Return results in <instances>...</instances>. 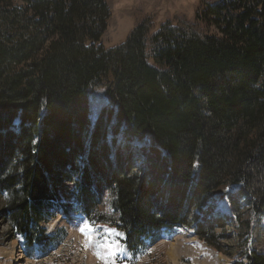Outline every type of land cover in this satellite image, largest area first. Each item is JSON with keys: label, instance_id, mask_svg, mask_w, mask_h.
<instances>
[{"label": "trees", "instance_id": "trees-1", "mask_svg": "<svg viewBox=\"0 0 264 264\" xmlns=\"http://www.w3.org/2000/svg\"><path fill=\"white\" fill-rule=\"evenodd\" d=\"M109 1L0 0L7 238L45 253L59 243L44 226L75 213L132 259L187 230L264 264L246 239L264 218V0H203L194 22L147 18L107 50Z\"/></svg>", "mask_w": 264, "mask_h": 264}, {"label": "rangeland", "instance_id": "rangeland-1", "mask_svg": "<svg viewBox=\"0 0 264 264\" xmlns=\"http://www.w3.org/2000/svg\"><path fill=\"white\" fill-rule=\"evenodd\" d=\"M203 0H110L111 18L102 37L105 49H114L124 44L133 29L143 20L151 18L155 31L165 22L176 23L177 19L194 22L196 11ZM216 3L218 0H207ZM154 31V32H155ZM91 118L95 122L100 110L107 104L103 89L95 90L90 97ZM63 196L68 195L73 185H63ZM3 204L0 203V215ZM227 212V206L223 205ZM233 226L228 230L233 233ZM47 235L56 237L57 248L51 247L41 253L34 248L25 247L21 240L11 242L7 228L0 216V264H192L185 253H173V249L193 247L197 249L196 257H216L209 264H234L239 259L234 255L236 239L224 242V253H219L194 236L192 231L179 230L175 234H164L154 246L142 252L136 259L121 245V235L114 229L98 225L90 227L80 214H62L44 226ZM84 230L81 231L80 229ZM249 248L264 254V218H255L251 234L246 237ZM175 246L176 248H172ZM183 246V247H182ZM171 249V250H170ZM179 250V251H180ZM170 252L177 255L178 262L169 259ZM203 255V256H201Z\"/></svg>", "mask_w": 264, "mask_h": 264}, {"label": "bare ground", "instance_id": "bare-ground-1", "mask_svg": "<svg viewBox=\"0 0 264 264\" xmlns=\"http://www.w3.org/2000/svg\"><path fill=\"white\" fill-rule=\"evenodd\" d=\"M173 248H176V247L175 246H172L171 249H173ZM180 249H181V246H180V248L173 249V253H178V252L179 253H185V252H187V256L192 260V264H209V263H212L214 261V259H216L218 257V256H216V257H209L208 256V257H206L204 259H200V257H196V251H197L196 248L195 249H193V247H189L187 249L184 248L185 251H182ZM201 256H203V255H201ZM171 258L173 259V262L174 263H177L178 262V259L179 258L177 257V255H173L170 252L169 259H171Z\"/></svg>", "mask_w": 264, "mask_h": 264}, {"label": "snow or ice", "instance_id": "snow-or-ice-1", "mask_svg": "<svg viewBox=\"0 0 264 264\" xmlns=\"http://www.w3.org/2000/svg\"><path fill=\"white\" fill-rule=\"evenodd\" d=\"M80 230H81V231H83L84 229H83V228H81Z\"/></svg>", "mask_w": 264, "mask_h": 264}]
</instances>
